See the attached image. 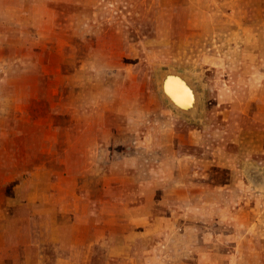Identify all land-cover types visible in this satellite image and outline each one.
<instances>
[{"label": "rangeland", "instance_id": "rangeland-1", "mask_svg": "<svg viewBox=\"0 0 264 264\" xmlns=\"http://www.w3.org/2000/svg\"><path fill=\"white\" fill-rule=\"evenodd\" d=\"M169 69L196 84L193 114L163 96ZM12 113L17 127L59 123L62 139L106 122L112 157L137 159L144 183L155 170L183 182L196 169L187 154L215 149L204 202L222 201L201 213L208 244L221 231L224 264H264V175L256 195L243 189L247 161H264V0H0V115ZM27 127L32 163L55 165L35 151L49 129ZM99 179L83 185L96 191ZM191 179L192 190L204 183ZM215 184L232 188L221 196Z\"/></svg>", "mask_w": 264, "mask_h": 264}, {"label": "crops", "instance_id": "crops-1", "mask_svg": "<svg viewBox=\"0 0 264 264\" xmlns=\"http://www.w3.org/2000/svg\"><path fill=\"white\" fill-rule=\"evenodd\" d=\"M12 115H0V264H224L218 246L223 233H214L215 245L208 244L212 238L202 226L210 222L201 217L205 205L217 208L222 201L204 202L206 166L219 162L215 149L213 157L206 149L200 156L187 154L196 169L182 176L183 182L155 170L144 183L137 159L112 157L106 122L85 125L86 142L79 132L60 138V124L53 121L23 120L17 127ZM28 125L49 129L37 137L42 151L38 145L35 151L52 156L55 165L32 163ZM190 144L203 145L195 138ZM247 162L243 189L249 199L261 186L250 174L264 175V166H258L264 161ZM196 175L204 183L192 190L188 181ZM98 179L96 191L83 185ZM159 179L167 182L160 185ZM231 188L215 184L208 190L223 196Z\"/></svg>", "mask_w": 264, "mask_h": 264}, {"label": "water", "instance_id": "water-1", "mask_svg": "<svg viewBox=\"0 0 264 264\" xmlns=\"http://www.w3.org/2000/svg\"><path fill=\"white\" fill-rule=\"evenodd\" d=\"M159 85L163 96L177 111L193 114L200 102V92L193 80L183 71L169 69L159 75ZM250 176L260 182L258 170H252Z\"/></svg>", "mask_w": 264, "mask_h": 264}]
</instances>
